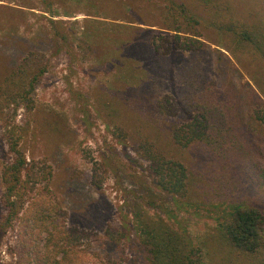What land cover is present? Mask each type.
<instances>
[{
  "label": "rangeland",
  "instance_id": "obj_1",
  "mask_svg": "<svg viewBox=\"0 0 264 264\" xmlns=\"http://www.w3.org/2000/svg\"><path fill=\"white\" fill-rule=\"evenodd\" d=\"M233 1L247 22L248 11L258 10L256 0ZM166 9L161 0H0V197L9 142L27 161L24 205L0 232V264L41 249L43 215L57 208L76 229L102 235L123 227L129 234L125 244L68 242L93 263L111 255L145 264L130 227L139 213L186 230L202 264H232L224 236L232 206L264 209V60L235 42L217 46L201 25L199 50L154 53L145 30L173 34L162 22ZM208 97L233 104L241 125L234 121L225 140L239 145L235 156L219 157L206 140L179 144L197 114L195 99ZM160 156L184 165L181 195L154 171ZM26 209L30 225L37 220L29 246L20 239ZM5 211L0 200V215Z\"/></svg>",
  "mask_w": 264,
  "mask_h": 264
},
{
  "label": "trees",
  "instance_id": "obj_2",
  "mask_svg": "<svg viewBox=\"0 0 264 264\" xmlns=\"http://www.w3.org/2000/svg\"><path fill=\"white\" fill-rule=\"evenodd\" d=\"M167 9L162 22L166 23V29L174 31L173 34L147 28V39L153 52L159 55H168L175 50L197 51L204 45L197 37L201 33L197 31L200 25L217 36V46L224 48V42H235L242 48L251 50L264 60V1L256 0L254 4L258 10L248 11L249 21L243 20L241 12L235 8L233 0H161ZM154 26V25H153ZM179 32L191 34V37L181 38ZM188 86L187 93H192V87ZM198 99V98H197ZM197 102L196 115L182 132L187 133L184 142L179 141L180 146H187L194 140H206L207 144L221 158H229L237 155L238 150L233 142L226 141L235 129V122L240 121L232 117L233 104L208 97ZM187 100L188 97H187ZM192 103H189L190 105ZM186 128V129H185ZM181 130V129H180ZM176 138L179 131L175 132ZM177 140V139H176ZM179 140V139H178ZM9 150L12 157L2 174L4 190L0 200L6 211L0 215V232L3 234L12 225L13 221L23 208V196L20 195L23 170L27 165L24 155L17 149L16 141L9 142ZM217 150V151H216ZM248 166L251 158L243 153ZM156 173L163 172L171 182L170 192L182 194L186 191V172L184 165L179 161H168L163 156L154 169ZM164 188L167 183L162 184ZM29 209L22 212L20 220L21 244H28L27 233L37 227V220L26 216ZM43 213V211L41 212ZM229 222L224 233L229 250L235 253L232 264H264V209L249 203H235L229 213ZM42 228L46 232L45 243L39 249L38 244L30 255H19L16 264H126L131 262L128 256L113 259L110 256L97 259V263L91 262L85 256H79L69 250V243L92 241L108 245L111 242L125 244L129 241V234L121 228L104 231L102 235L87 231L83 228L76 229L67 225L68 214L65 209L57 208L43 215ZM135 223L131 224L137 244L142 248L145 264H202L201 255L186 230L172 229L161 219H142L141 215H135ZM77 244V243H76ZM83 245V243H80ZM107 253H110L107 251Z\"/></svg>",
  "mask_w": 264,
  "mask_h": 264
}]
</instances>
